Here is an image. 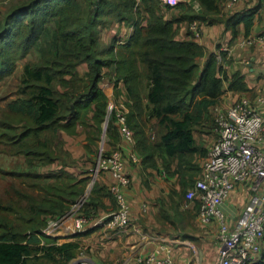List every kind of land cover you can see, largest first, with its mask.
<instances>
[{"label":"trees","instance_id":"trees-1","mask_svg":"<svg viewBox=\"0 0 264 264\" xmlns=\"http://www.w3.org/2000/svg\"><path fill=\"white\" fill-rule=\"evenodd\" d=\"M123 1L89 0L86 18H80L76 14L84 0H27L3 18L0 80L13 75L19 61L23 64L15 98L0 111L2 151L19 159L12 168L0 170V176L12 177L10 193L0 198V264H69L80 251V237L101 226L65 237L41 231L48 219L66 213L89 188L92 170L88 167L95 165L107 118L104 77L113 83L115 100L121 91L125 95L126 122L133 136L130 145L142 168H161L175 175L181 206L201 174L200 158L209 151L196 144L194 131L204 119L211 120L210 110L218 105L224 82L228 91L237 94L232 101L246 94L254 98L260 91L249 90L241 71L226 72L216 59L220 44L200 66L205 49L188 30L193 19L200 29L221 23L230 31L231 43L240 24L244 36L250 34L253 8L233 12V5L223 13L221 0H196L201 9L195 13L182 2L170 6L160 0H141L143 10L134 14V1ZM108 14L133 26L132 34L103 41L98 27L109 26ZM182 23L187 38L177 39ZM99 42L105 43L103 48H97ZM31 53L37 57L27 59ZM78 127L85 132L84 154L70 151L61 137L62 133L76 135ZM120 140L124 139L112 110L102 155L110 152L106 143L116 150ZM50 165L56 170L43 171ZM129 185L123 190L127 201ZM88 190L78 215L92 222L116 208L108 186L95 179ZM198 205L195 196L187 209L196 212ZM131 219L130 208L128 225ZM61 238L67 240L58 242ZM246 264H264V254L255 261L251 256Z\"/></svg>","mask_w":264,"mask_h":264},{"label":"built area","instance_id":"built-area-1","mask_svg":"<svg viewBox=\"0 0 264 264\" xmlns=\"http://www.w3.org/2000/svg\"><path fill=\"white\" fill-rule=\"evenodd\" d=\"M160 1L170 6L186 3L197 12L201 9L196 0ZM221 1L226 8L232 7L236 2ZM188 30L195 39L200 38L201 29L196 19L188 23ZM236 43L240 47L257 44L264 48V33L244 36ZM221 50L226 48L221 47L216 52L218 62L221 60ZM263 105L264 82L254 98L242 96L224 108H215L213 127L216 139L203 160L200 176L195 179L193 187L188 189L186 200L182 204L187 209L196 196L199 201L196 210L198 221L215 225L214 239L219 248L213 264H246L253 254L259 252L260 241L264 238V113L260 109ZM112 110L120 125L121 136L132 143V132L126 122V105L108 103V116ZM102 150L103 148L98 151L91 179L101 172L111 177L108 190L116 201V208L89 222V218L77 214L85 200L80 197L66 213L58 218L48 219L47 224L41 228L42 233L65 237L95 225L118 230L128 225L130 207L123 190L130 184V175L118 150L105 155H102ZM130 159L135 161L137 157L131 153ZM238 186L247 187L248 200L240 210L231 204L227 211L226 201ZM175 241L167 236L158 238L156 245L148 253L135 256L133 260L125 259L120 264H175L171 244ZM189 245L196 251L194 243ZM82 264L90 263L84 260ZM182 264L192 262L188 259Z\"/></svg>","mask_w":264,"mask_h":264},{"label":"crops","instance_id":"crops-1","mask_svg":"<svg viewBox=\"0 0 264 264\" xmlns=\"http://www.w3.org/2000/svg\"><path fill=\"white\" fill-rule=\"evenodd\" d=\"M224 8L226 7L223 6L221 9L223 13L253 8L255 18L248 36L264 33V0H236L230 11ZM238 31L237 39L230 43L231 33L224 30L223 24L203 25L201 36L196 39L205 49L204 56L199 60L200 66H202L206 55L215 51L216 45L220 44L221 47L226 48L223 51L225 54L221 56L219 61L226 72L230 74L236 70L241 71L249 90L257 92L261 90L264 82V48H260L257 44L249 47L238 46L236 42L244 37L242 24L238 26ZM124 32L125 37H129L133 32V26L130 25ZM176 38H187L184 23L180 24L177 29ZM102 39H104L103 32ZM105 78L109 82V93H112L111 96H108L107 92L103 90L108 96V101H123L125 99L123 91L115 100L113 90H111L113 83L107 77L103 79ZM103 79L102 85L104 84ZM226 85L227 82H224L223 89L225 91L220 96L219 102L223 98L233 100L237 97V94L226 89ZM260 109L264 113V105ZM199 127L201 129L195 130L193 134L195 142L198 146L209 150L216 136L214 128L208 119H204ZM61 137L69 146L66 147L70 151L84 154L83 144L86 140L85 132L82 131L81 127H78L76 135L70 136L62 133ZM124 140H120L115 147L118 148L116 150L124 158L125 169L131 178V184L125 190L131 208V222L121 230H111L100 226L89 234L80 237V251L69 264L74 260H78L75 264H82L84 260L90 264H120L125 259L133 260L135 256L145 255L156 245L157 239L164 236L176 240L171 243L175 264H182L188 259L191 260L192 264H213L219 248L214 239L215 225L200 223L195 210L184 209L179 203L180 184L178 178L175 175H168L161 168L157 171L149 168L143 169L140 158L133 152L130 143ZM113 146L110 143L105 144V148L110 151L113 150ZM131 153L137 157V160L132 161L130 159ZM72 155L76 156L74 153ZM88 169L92 170L89 167ZM95 179L100 185L108 186L112 182L111 177L105 172L99 173ZM248 197L249 190L247 191V187L238 186L230 193L225 204L226 210H229L231 204H235L240 210L247 202ZM104 201L106 204L108 203V200ZM103 213L105 212H100V214ZM66 240L61 238L58 242ZM189 243L196 245V251L191 248ZM261 254H264V238L260 241L259 252L252 255L253 260H257Z\"/></svg>","mask_w":264,"mask_h":264},{"label":"rangeland","instance_id":"rangeland-1","mask_svg":"<svg viewBox=\"0 0 264 264\" xmlns=\"http://www.w3.org/2000/svg\"><path fill=\"white\" fill-rule=\"evenodd\" d=\"M26 1L27 0H0V25L3 22V18L6 16L7 13L10 12V10L12 8H14L15 6H18V5H20V4H22V3L26 2ZM132 1H134V7L132 8V11H133L134 14L136 13V10H141V11L143 10L144 7H142L143 5L141 3V0H132ZM123 2H127V1L124 0ZM88 3H89V0H84V4L80 3V5H78L79 6L78 7V14H76L78 17L86 18V14L88 13V5H89ZM192 10L195 13L197 12L193 8H192ZM128 14H129V11L127 12V15ZM108 15H109V16H107L108 20L109 21L112 20V21L109 23L108 27H98V29L100 30L99 34L101 32V36L100 37H102V32H103V35H104V39L103 40H108L109 41L111 39V41H113L116 38L124 39V37H122L123 35H125L124 31L127 30L128 27H130V26L128 24L124 23V22H117L112 17L113 15H110V14H108ZM167 15H169V14H167ZM111 41H109V42H111ZM104 45H105V43L99 42L98 45H97V48L98 49L103 48ZM33 57L36 58L37 56L36 55L34 56L33 53H31V54H29L27 56V59H30V58H33ZM22 64H23V60L19 61L17 63V67H16L13 75H11L10 77H7L6 79L0 80V111L2 109H4V107L6 106V103L9 100L15 98L14 92H15L16 85L19 83V78H20ZM84 70H85V68H84L83 65L79 66V72L80 73H82ZM103 82H104V84L101 86V88L105 92H107L108 96H111L112 93H109L110 92L109 91L110 88L108 89V83L109 82L106 80V78L103 79ZM111 90H113V85H112V89ZM246 95H243V96H246ZM223 101H224V103H223ZM231 101L232 100L230 98H225V99L223 98V100L218 103V106L221 107V108H224ZM110 102L111 103H123L122 100H118L116 102H114V100H110L108 103H110ZM209 117H211V120H210L211 126H214V119H213L214 118V108L212 109V112L210 113ZM0 119H2V113L1 112H0ZM200 129H201L200 127L197 128V130H200ZM215 139H216V136H215ZM215 139H214V141H215ZM103 143H104V141H103ZM103 143H102V146L104 147ZM209 145H210V143H209ZM100 146H101V138H100V141L98 142V150H99ZM2 150H3V147L0 145V170H2V169L3 170H7L8 168H12L11 166L13 164L15 165V163H17V161L19 159L15 158V157L14 158L11 157L10 154L3 153ZM206 155H207V153L205 154V156ZM203 158H205V157H203ZM203 158H201L199 160V162H200L199 164L200 165H201V161H203ZM54 167H55L54 165L46 166L45 169H43V171L56 170ZM91 175H93V174L91 173ZM11 180H12L11 176H6V175H3V177L0 176V198L5 199L8 196V195H6V193H8V192L10 193L11 183H12ZM88 189L89 188L85 189V191H84L86 196L88 195V192H89ZM238 207H239V205H238Z\"/></svg>","mask_w":264,"mask_h":264},{"label":"water","instance_id":"water-1","mask_svg":"<svg viewBox=\"0 0 264 264\" xmlns=\"http://www.w3.org/2000/svg\"><path fill=\"white\" fill-rule=\"evenodd\" d=\"M72 107H73V106L71 105V109H72ZM107 120H108V113H107V118H106V120H105L106 122L104 123L103 130H102V133H101V146H100V148H99L98 151H100V150L103 148L102 143H103V141H104V137H105V129H106V123H107ZM94 180H95V177L92 176V179H91L90 184H92V183L94 182ZM89 188H90V187H89ZM80 197H81L82 199H84V198H86V194L83 193ZM77 261H78V260H74V261L71 262V264H75Z\"/></svg>","mask_w":264,"mask_h":264}]
</instances>
